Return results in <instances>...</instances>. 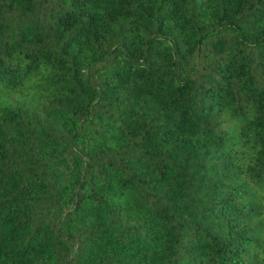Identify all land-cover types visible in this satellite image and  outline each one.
Wrapping results in <instances>:
<instances>
[{
    "label": "trees",
    "instance_id": "trees-1",
    "mask_svg": "<svg viewBox=\"0 0 264 264\" xmlns=\"http://www.w3.org/2000/svg\"><path fill=\"white\" fill-rule=\"evenodd\" d=\"M263 180L264 0H0V264H264Z\"/></svg>",
    "mask_w": 264,
    "mask_h": 264
},
{
    "label": "rangeland",
    "instance_id": "rangeland-1",
    "mask_svg": "<svg viewBox=\"0 0 264 264\" xmlns=\"http://www.w3.org/2000/svg\"><path fill=\"white\" fill-rule=\"evenodd\" d=\"M252 196L253 202L251 205L255 207V205L262 204L264 202V180L262 181L261 185L257 190H254V192L249 193ZM260 221L254 222L253 226L259 225ZM257 230V237L260 238L262 235V231L264 230V218H262L261 226H258Z\"/></svg>",
    "mask_w": 264,
    "mask_h": 264
}]
</instances>
